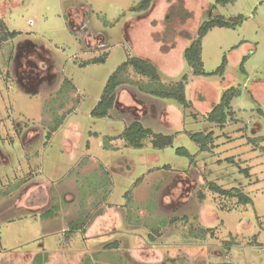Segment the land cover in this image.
Returning <instances> with one entry per match:
<instances>
[{"label":"rangeland","instance_id":"rangeland-1","mask_svg":"<svg viewBox=\"0 0 264 264\" xmlns=\"http://www.w3.org/2000/svg\"><path fill=\"white\" fill-rule=\"evenodd\" d=\"M138 2L0 0V17L19 32L0 46V264H264V0H152L131 11ZM218 14L244 17L202 40L203 70L215 71L226 56L225 73L193 76L184 49ZM81 22L93 30L86 42L75 32ZM103 52L104 62L81 65ZM132 55L152 61L161 84L187 73L192 106L127 84L111 118L92 117L107 78ZM125 76L149 81L131 68ZM229 87L241 93L234 118L219 128L205 115ZM134 118L174 134L172 145L131 148L114 137ZM189 131H213L211 150L201 151ZM208 182L237 187L252 202L215 194ZM80 213L84 228L65 236ZM160 219L166 224L151 241L149 226ZM200 228L211 231L200 236Z\"/></svg>","mask_w":264,"mask_h":264},{"label":"trees","instance_id":"trees-1","mask_svg":"<svg viewBox=\"0 0 264 264\" xmlns=\"http://www.w3.org/2000/svg\"><path fill=\"white\" fill-rule=\"evenodd\" d=\"M235 0H214L216 5H225L228 3H232ZM152 0H139V2L131 8L133 12H143L147 10L151 5ZM244 17L241 14H238L234 17H224L223 15H214L210 16L208 19L202 21L196 31V36L191 40L189 45L184 49L183 58L191 70V74L193 76H202V75H218L222 77L225 73L227 58L226 56L223 57L221 64L217 67V69L211 73H206L203 70V63L201 59V51H202V40L205 35L214 27H226V28H234L239 23L242 22ZM19 32L17 31H10L6 26L3 19L0 17V46L7 41L13 40ZM108 52H103L101 55L92 58L91 60L83 62L81 65H87L90 63H98L104 62L107 58ZM245 58H243L240 69H243V63ZM131 68L134 73L141 75L144 78H148L149 81H134L129 79L125 76V73L128 69ZM244 71V69H243ZM159 75V69L157 66L150 60L139 57L136 55L128 56L121 64H119L115 70L109 75L106 80V83L103 87L102 93L94 105V107L90 111V115L92 117H99V118H111V113L115 109L117 94L120 86L123 85H131L133 84L135 87L138 88L143 93L150 94L153 97L160 98V99H167L174 101L178 106L188 108L192 106L191 100L186 97V87L189 81L188 74L184 73L181 78L173 84H161ZM67 81V80H66ZM241 93L239 88L236 87H229L225 89L218 102L213 104L210 110L205 115V119L210 124H213L219 128H222L229 119H233V109H232V100L239 96ZM260 112V110H258ZM262 112V111H261ZM64 116L59 118L58 123L51 125L45 135L47 141L52 137V133L61 125ZM54 120V119H53ZM50 125V124H49ZM189 138L198 145L199 149L204 152H209L213 145L214 141V133L213 131L203 132V131H196V132H187ZM174 134H167L163 132H155L149 127H145L142 122L138 118H134L130 123L125 125L122 131L114 137L120 138L124 140L125 144L131 148H142L145 146V142L147 140L150 141L151 146L155 149H163L165 147L171 146L174 139ZM258 140V138H253ZM252 139V140H253ZM262 139V138H260ZM251 140V138H250ZM249 140V141H250ZM251 140V141H252ZM250 141V142H251ZM103 147L109 149V144H103ZM175 152L179 155H183L190 159H193L189 150L185 147H177ZM228 161H232L231 158H228ZM241 171L247 174L246 169H241ZM105 175L107 174L106 171ZM106 186L109 185V181H105ZM99 181V186L102 185ZM207 189L211 192L227 197V198H236L238 202L241 204H248L251 203V199L245 195L241 189L235 188H222L220 185L214 182H208L206 185ZM96 188V187H93ZM126 199L130 198L128 192L124 194ZM198 196L200 200H203L204 194L202 191L198 192ZM106 194L102 195V200L106 198ZM58 209L57 204L52 206L50 210L45 211L41 214V218L50 217L53 215L52 213ZM84 213H80L78 218L74 221L69 223V229L66 231L67 234L65 236H70L71 233L82 230L87 223V215ZM176 219V218H175ZM174 221V218L171 219ZM166 221L160 219L158 222H155L149 226V234L148 237L151 241L155 239L158 234L159 228L162 225H165ZM196 228H190V233L193 235V232ZM200 236H203L205 232H210V228H200L199 229ZM189 237V236H185ZM226 244H231L230 242H226ZM108 248H114L117 246V242H112L105 245Z\"/></svg>","mask_w":264,"mask_h":264},{"label":"flooded vegetation","instance_id":"flooded-vegetation-1","mask_svg":"<svg viewBox=\"0 0 264 264\" xmlns=\"http://www.w3.org/2000/svg\"><path fill=\"white\" fill-rule=\"evenodd\" d=\"M72 23V22H71ZM77 23V22H75ZM79 24V23H78ZM75 32L81 35V39L86 42L88 41L89 37L93 34L92 28L88 27L86 24L81 22L75 29ZM92 32V33H91ZM98 35V33H97Z\"/></svg>","mask_w":264,"mask_h":264}]
</instances>
